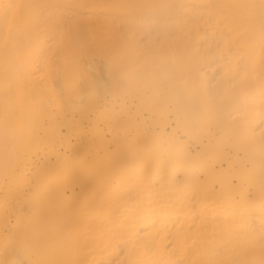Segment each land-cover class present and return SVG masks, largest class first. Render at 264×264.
Returning <instances> with one entry per match:
<instances>
[{"label": "bare ground", "instance_id": "1", "mask_svg": "<svg viewBox=\"0 0 264 264\" xmlns=\"http://www.w3.org/2000/svg\"><path fill=\"white\" fill-rule=\"evenodd\" d=\"M0 264H264V0H0Z\"/></svg>", "mask_w": 264, "mask_h": 264}, {"label": "rangeland", "instance_id": "2", "mask_svg": "<svg viewBox=\"0 0 264 264\" xmlns=\"http://www.w3.org/2000/svg\"><path fill=\"white\" fill-rule=\"evenodd\" d=\"M213 72H214V71H211V73H210V72H208V74H207V75H208V77H209V78H211L213 75L217 74V73H216V71H215L214 73H213Z\"/></svg>", "mask_w": 264, "mask_h": 264}]
</instances>
